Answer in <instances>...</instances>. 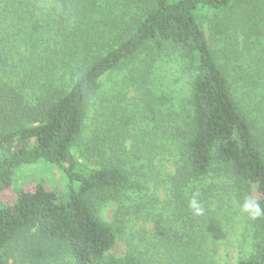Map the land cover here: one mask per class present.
<instances>
[{"label": "trees", "instance_id": "1", "mask_svg": "<svg viewBox=\"0 0 264 264\" xmlns=\"http://www.w3.org/2000/svg\"><path fill=\"white\" fill-rule=\"evenodd\" d=\"M161 53L173 54L187 76L180 108L163 125L178 146L164 185L173 216L169 230L159 229L143 248L131 245L116 257L109 252L125 228L121 200L136 203L131 214L137 218L153 215L157 197L149 192L160 173L139 179L135 168L143 155L151 163L153 156L143 152L137 134L126 150V118L110 121L105 150L95 143V169L73 162L70 150L94 99L131 104L128 89L134 83L145 91L142 74L153 70ZM261 53L264 0H0V192L13 186L19 169L40 161L66 180L64 200L38 184L15 189L11 201L0 203V264H200L207 255L188 233L204 213L194 215L189 200L196 195L205 204L211 174L229 175L242 202L251 197L264 208ZM121 68L130 76L118 89L114 81L101 91V80ZM140 96V104L171 102ZM139 195L149 200L144 204ZM109 202L119 204L110 223L99 214ZM161 219L155 221L162 226ZM252 221L260 240L251 264H264V217Z\"/></svg>", "mask_w": 264, "mask_h": 264}, {"label": "rangeland", "instance_id": "2", "mask_svg": "<svg viewBox=\"0 0 264 264\" xmlns=\"http://www.w3.org/2000/svg\"><path fill=\"white\" fill-rule=\"evenodd\" d=\"M203 29L209 39L208 30ZM154 58L157 63L153 70L149 69L148 72L142 74L141 79L148 80L147 86H145L146 81L143 83L147 87L145 91L141 90V85L134 83L128 89L127 97L131 98V104H120V106L118 104H99L97 98L94 99L97 104H90L86 110L82 133L70 150V159L73 162L87 169H95L97 166V161L94 158L96 155L95 143L99 145V148L105 150L109 143L106 137L110 133L109 126L112 124L110 121L115 119L122 123L126 118V132L131 136V138L126 137L124 142L126 150L131 151L132 144H136L137 140L133 135L137 134L140 136L143 152L153 156L152 163L144 155L139 161H136L138 163H135V168L141 170V172L136 171V176L139 179L145 177L142 175L147 172L160 173L158 185L154 187L156 189L149 192L150 197H157L156 205L152 208L150 205L147 209L151 208L153 215L150 219L145 216L137 218L135 214H131V212L134 213L131 208L135 207L136 203L131 204V199L126 198L121 200L123 207L126 208L121 210L124 212L122 214L125 228L122 237L109 252L116 257H122L128 246L143 248L147 240L153 239L159 229L169 230L170 220L167 218L173 216L172 209L168 207L170 199L164 185L167 182V177L174 171L177 160L176 147L178 146L176 143L172 144V137L165 133L163 125L168 126L166 123L168 113L180 108L181 98L187 93V76L182 72L180 61L173 54H156ZM136 64L134 63L133 67ZM137 75H141V73L135 74V76ZM129 76L130 71L121 68L118 73L101 80V91H104L114 81L115 87L118 89L124 78ZM135 76H133L134 81H138L139 77ZM140 94L145 100L152 101L155 97L164 96L169 97L171 102L169 104H144L146 103L144 101L143 104H140ZM246 105L252 106L253 104ZM249 109L251 108L249 107ZM254 113L252 112V116ZM261 125L262 123L256 122L257 128ZM149 164L151 169H148ZM38 184L55 192L60 200L66 198L64 175L55 166L40 161L21 168L15 173L13 186L0 192V203L11 201L15 189L31 191ZM205 185L209 191L208 194L206 192V200L203 204L204 215L199 218L188 233L192 244L199 249V252L201 249L207 255L206 259L198 262L200 264H251L256 250L254 246L260 240V233L252 218L241 211L243 202L238 198L233 180L224 172L217 171L209 176ZM135 198L138 201L142 199L144 204L149 200V197H145V195ZM118 212L119 204L115 202H109L101 206L99 210L101 218L108 223L114 220ZM158 218H162V226L155 221ZM178 227L183 226L182 224L176 225L175 229ZM166 244L172 247L177 246L171 240H168ZM157 257L160 260L162 255ZM56 264L71 263L65 259Z\"/></svg>", "mask_w": 264, "mask_h": 264}, {"label": "clouds", "instance_id": "3", "mask_svg": "<svg viewBox=\"0 0 264 264\" xmlns=\"http://www.w3.org/2000/svg\"><path fill=\"white\" fill-rule=\"evenodd\" d=\"M189 208L194 215H202L204 207L201 202L196 198V195L189 200ZM241 211L247 214L252 219L264 217V208L253 198L245 197L241 205Z\"/></svg>", "mask_w": 264, "mask_h": 264}]
</instances>
